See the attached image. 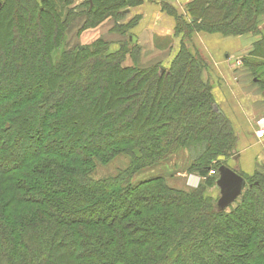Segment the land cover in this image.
I'll use <instances>...</instances> for the list:
<instances>
[{"label":"trees","instance_id":"trees-1","mask_svg":"<svg viewBox=\"0 0 264 264\" xmlns=\"http://www.w3.org/2000/svg\"><path fill=\"white\" fill-rule=\"evenodd\" d=\"M73 1L0 0V264H264V174L228 212L160 176L131 182L135 170L193 145V168L226 164H208L232 132L201 79L204 59L185 42L194 32L260 34L264 0H191L170 65L143 69L122 64L130 33L117 48L107 38L66 48ZM125 2L84 0L77 30L119 18ZM114 25L120 34L130 26ZM242 60L264 89V34ZM67 122L82 149L69 144L71 132L46 131ZM109 125L116 137L102 131ZM118 155L129 157L125 169L91 177L96 161Z\"/></svg>","mask_w":264,"mask_h":264},{"label":"crops","instance_id":"crops-1","mask_svg":"<svg viewBox=\"0 0 264 264\" xmlns=\"http://www.w3.org/2000/svg\"><path fill=\"white\" fill-rule=\"evenodd\" d=\"M190 1L126 0L125 9L123 8L122 11V8L120 9L119 18L109 16L98 26L81 30L78 38L83 43H88L97 38L115 40L121 34L112 32L113 25L129 23L130 26L124 29L130 32L131 38L132 36L135 37V41L132 43L137 45L138 52L135 61L137 63L159 61V64L166 67L178 52L181 40V35L175 34L173 14L182 13L184 18L188 17L185 12V4ZM82 2L83 0H74L71 6H79ZM81 11L79 6L78 12ZM166 39H169L171 44L165 43ZM253 40L254 37L251 34L224 36L218 32H194L188 45L192 54L197 52L204 59L206 64L203 68L205 70L204 75L210 82L214 99L223 111L231 112L230 114L226 113L227 117L230 118L233 127L236 130L238 128V131L241 126L252 125L251 119L257 117L261 112L256 106L260 104L262 94L245 93V90H252L254 87V79L251 83L241 77V74H235L240 65L235 66L234 60L231 59L233 56H237V59L242 61V54L247 48H250ZM158 41L162 43V46L157 44ZM111 47L117 48L118 44H113ZM246 130H248L247 127ZM255 144L248 141L246 144L244 143L239 148L238 156L229 162L227 161L226 164L240 175V172H248V169H245L243 165L245 163L244 158L251 152L257 153L259 146ZM237 164L238 169L235 166Z\"/></svg>","mask_w":264,"mask_h":264},{"label":"rangeland","instance_id":"rangeland-1","mask_svg":"<svg viewBox=\"0 0 264 264\" xmlns=\"http://www.w3.org/2000/svg\"><path fill=\"white\" fill-rule=\"evenodd\" d=\"M84 1V0H83ZM189 3V2H188ZM187 3V4H188ZM185 4V5H187ZM47 7V6H45ZM50 7H47V9H49ZM75 15L73 16L72 20L69 21V26L70 29L68 31V41L66 40L65 42V47H73L76 45H80V44H86L81 42V40H79L78 35L80 34V30L78 31L77 29L81 26L82 21H83V14L82 16H78V8L79 6L76 7H72ZM80 9L82 10L81 12H83L85 9L81 6ZM73 13V11H72ZM181 15H183L182 13H174L173 17L175 19V29H176V25L178 24V18L179 17V21L181 20ZM183 18V17H182ZM258 26H259V31L260 34L254 35L252 33H246V34H251L254 37L253 42L258 39L261 34H264V14L258 17ZM27 32V28L24 29V31L22 32V34H25ZM128 30L125 29L124 34H121L119 38L115 39V40H111L110 39V43L111 46L113 44H120L121 42H125L127 43V35H128ZM107 35V34H106ZM96 40V39H94ZM93 41V40H92ZM91 42V41H90ZM252 42V44H253ZM89 43V42H88ZM165 43L167 44H171V41L169 39H166ZM160 46H162V43L160 41H158V43ZM187 46L189 45V43H186ZM252 44L250 46V48H247L246 51L242 54V57H246V55H248L249 51L252 48ZM128 47L131 48V45L133 44H128ZM133 50L131 55L129 53L126 54L124 61L122 62V64L126 67H130V68H139V69H143V68H147L150 66H155V65H160L158 62L159 61H155L152 63H148V62H140L137 63L135 61L136 55L138 52L137 51V45L134 44L132 46ZM177 54V53H176ZM175 54V55H176ZM139 55V53H138ZM174 58V57H173ZM231 59L234 60V63L236 61H238L237 56H233ZM127 60V62H125ZM172 61V60H171ZM171 63V62H170ZM169 63V65H170ZM168 65V66H169ZM206 65V64H205ZM204 65V66H205ZM239 68L235 71V74H241V77H243L245 80H249L251 83H253L252 79H253V74L250 70V68L245 65L243 63V60L239 62ZM237 65V66H238ZM168 66L164 67L162 66V68H167ZM205 68V67H204ZM205 70L202 69L200 72V76L201 79L204 82H208L210 83L206 78H205ZM254 87H252L251 89H247L245 90V93H255L259 95V93H263L264 94V89L261 87V85L259 83H257L254 80ZM128 90V89H127ZM212 94V91H211ZM249 94V95H250ZM213 96V94H212ZM254 96V95H253ZM263 96V95H262ZM214 98V96H213ZM247 99V98H246ZM215 100V99H214ZM249 104V103H248ZM251 105V104H250ZM78 107H80V104L78 105ZM256 107H259V110H261V112L258 114L257 117H254V119H251V124H247L246 127L248 130H246V127L241 126V129L238 128L236 130V128L233 127V123L231 122L230 118L227 117V114H230L231 112H225L223 111V109H221V106L219 105V103L217 101H215V105L214 108L215 110L219 111L220 114L223 116L224 120L227 122L226 125L229 129V131L232 132V135L228 136L229 141L228 143L223 146L222 149H219V151L211 156L210 161H208V164L210 165H216L219 162H229L230 160L234 159V157L238 156L239 153V148H241L244 143L246 144L247 141L248 142H252V144L256 143L255 145L259 146V150L257 151V153L255 154L254 152L247 154V156L244 158L245 163L244 168L248 169V172H240L241 175L244 177L245 181H246V185L243 188V192L245 190H247V188H249V185L251 184L252 180L257 179V174H263V170H264V138L262 139H257L256 138V132L259 128V125L264 123V96L262 97V100L260 102V104H257ZM73 108V107H72ZM72 108L69 110L68 109V114L75 112L74 110H72ZM115 108H110L106 110V113H101L102 111H105V109H103L102 111H97L95 113V117H93L94 121L92 125L89 127H86V130H91V133H94V130L96 131V123L100 122V121H104L105 117L109 118L108 114L113 112ZM73 111V112H72ZM84 113H87L84 112ZM50 114V115H48ZM56 115V112L54 111H49L47 113H45V116H53ZM62 117V116H61ZM250 121V118H249ZM73 122H67L66 124L63 125H49L47 127V133L49 134H53V133H63V132H68L71 134L68 135V137L70 138V136L72 137V131H74V129H76L75 126H73L72 124ZM33 127H39L41 125V123L39 122V120H35L32 123ZM120 125H118L117 127H120ZM116 127V128H117ZM115 127H113V125H109V126H105L102 129V131H111V137H116L118 135V131L114 130ZM84 130V131H86ZM114 130V131H113ZM30 132V131H29ZM25 141H28L29 143L33 144L35 140L34 139V133L30 132L27 134V137L24 138ZM1 142L3 143L1 146V150L3 148H5L4 150H7V148H9V144L7 143V141L5 139H1ZM82 137L78 134L77 137H72V139H70V143L69 144H73L74 146H76L75 148H80L82 149L83 143H82ZM35 144V143H34ZM66 144V143H64ZM231 144V147L228 148V146ZM63 148H66V146H64ZM197 149H195V146H192L191 148H178L173 152H170V154H168L166 157L157 160L155 162H152L151 164H148L146 167H142L138 170H135L132 173V177H131V182H137L138 180H142V179H146L149 177H156V176H160L162 177L166 183L173 188H177V189H181V190H199L200 193H202V195L207 199L208 202L210 203H214L216 202L217 198H218V188L215 185V179L217 177V173L212 174L210 173V171L214 168L211 167L209 169L206 170H199L201 169L199 167V165H197L195 169L193 168V164L197 163L196 159H197ZM12 153V152H11ZM194 159V160H193ZM95 162V161H94ZM130 163V159L128 156L126 155H118L116 156L114 159H112L110 162L109 161H96L95 165H94V169L91 173V177L94 179H99L105 176H110V175H114L117 172H119L122 169H125ZM242 165V166H243ZM236 168L238 169V164L235 165ZM190 168V169H189ZM241 170V169H240ZM240 201V197H238L230 206H228L226 209L223 210V212H228L229 209L231 207H234L236 205V203Z\"/></svg>","mask_w":264,"mask_h":264},{"label":"water","instance_id":"water-1","mask_svg":"<svg viewBox=\"0 0 264 264\" xmlns=\"http://www.w3.org/2000/svg\"><path fill=\"white\" fill-rule=\"evenodd\" d=\"M130 41L133 43L135 37L132 36ZM215 185L218 188L216 208L217 211H223L242 194L246 181L242 175L234 171L227 164H222L217 169Z\"/></svg>","mask_w":264,"mask_h":264},{"label":"built area","instance_id":"built-area-1","mask_svg":"<svg viewBox=\"0 0 264 264\" xmlns=\"http://www.w3.org/2000/svg\"><path fill=\"white\" fill-rule=\"evenodd\" d=\"M239 62H240V60L236 61L235 62V66H237L239 64ZM256 138L257 139L264 138V123H262V124L259 125V128H258V130L256 132ZM210 173L215 174V173H217V171H215V170L212 169L210 171ZM263 174H264V170H263Z\"/></svg>","mask_w":264,"mask_h":264}]
</instances>
